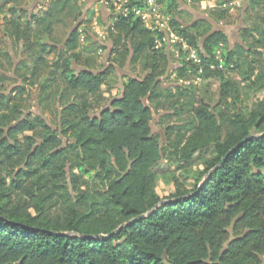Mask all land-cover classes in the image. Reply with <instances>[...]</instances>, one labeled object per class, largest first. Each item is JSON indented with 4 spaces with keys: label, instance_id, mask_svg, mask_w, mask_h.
<instances>
[{
    "label": "trees",
    "instance_id": "16d2710c",
    "mask_svg": "<svg viewBox=\"0 0 264 264\" xmlns=\"http://www.w3.org/2000/svg\"><path fill=\"white\" fill-rule=\"evenodd\" d=\"M16 1L0 0V12L13 3L2 17L5 36L26 56L13 67L15 78L0 73L16 82L8 93L0 87V172L10 175L9 183L0 178V264H264V94L252 109L228 115L213 109L195 83H180L198 76L219 100L236 105L240 87L231 72L247 61L246 86L264 91V73L253 75L255 56L264 51V0H246L243 20L251 9L260 14L248 17L233 46L222 31L200 46L213 23H230V7H222L228 0L210 9L211 21L189 24L179 19L181 6L207 0H157L171 30L196 49L200 66L186 60L181 43L155 48L164 34L138 18L111 16L105 24L111 65L103 71L83 57L93 52L79 43L84 10L78 0H47L39 16ZM67 18L78 25L61 45L41 39ZM173 55L175 83L164 87L160 79ZM137 63L143 75L127 76L119 94L105 98L112 66ZM32 86L38 114L23 111ZM48 108L55 128L46 122ZM159 109L160 123L191 113L164 127L166 145L151 127ZM158 176L173 178L166 196L153 188ZM81 179L91 182L82 189Z\"/></svg>",
    "mask_w": 264,
    "mask_h": 264
},
{
    "label": "rangeland",
    "instance_id": "374dc122",
    "mask_svg": "<svg viewBox=\"0 0 264 264\" xmlns=\"http://www.w3.org/2000/svg\"><path fill=\"white\" fill-rule=\"evenodd\" d=\"M79 4L82 7V11L85 9V3L81 0ZM234 1L236 6H232L229 9L230 14V23H215L220 24L223 26H230L227 30V34L229 37L230 46H233L235 43L240 42L239 40V29L249 24L248 17L255 19L259 17L260 9H251L249 11V14L247 15L246 21L243 20L241 16V12L243 10V1L242 0H230ZM35 3V4H34ZM16 5H23L25 6L28 13H33L37 16L41 15V13L46 9L47 7V0H17L15 2ZM102 5L101 3H99ZM238 4V5H237ZM34 5V6H33ZM13 6V3H10L8 5L9 8ZM215 6V2L213 0H207L202 1L200 4L192 6L190 4H183L181 6L183 13L179 15V19L184 24L191 23L195 18V14H202V15H208V12L210 9H213L212 7ZM8 7H4L2 9V12H0V73L5 74L7 76H10L11 78H15L13 73V67L16 66L19 62L25 59V52L23 51V47L20 43H14L9 38L5 36V31L3 29V19L2 17L5 15L4 12H6V9ZM8 14V13H7ZM6 14V15H7ZM101 14L99 13V6L94 5L93 7L87 9L83 19L81 22H83L80 26V46L86 47L92 49L93 53H83V57H89L94 58L96 60L95 63V70L103 71L105 69H108L110 67V61L109 58V51L112 48L111 42L106 36V26L101 21ZM65 24H57L53 27L52 33L48 36L45 34L41 36V39H46L48 42L55 44V45H61L63 43V40L65 39L69 29L71 26H73L75 23H77L78 19L73 18H67L65 19ZM111 20V14L108 16V22ZM84 30L88 32V35L95 38L97 42L100 44L93 45L89 41L88 38H86V35L84 33ZM55 52H51L48 55V59L51 61L54 57ZM132 55V52L130 53ZM130 58V57H129ZM178 57L176 55H173V57L170 60V63L168 65V76L161 77L162 85L164 87H168L171 84L175 83L174 77L175 72L173 71L176 67V64L178 62ZM248 62L243 63V67L240 69H236L231 72V77L234 79L236 85L240 87V93H239V101L236 105L232 104L231 98H229L226 102H222L218 98V94L216 90L211 89L209 87L204 86L201 83H195V88L199 90L200 94H202L206 101L210 104V106L215 110H221L224 113L231 115L237 110H241L245 112L246 110H250L255 106V103L257 101V98L262 97L264 94L263 90H257L253 88H249L246 86V81L244 80V77L242 73L247 71L249 69ZM254 70L253 75L257 74H263L264 73V51L260 50L259 54L255 56V63L253 64ZM142 76V68L140 63H137L135 65L131 64H124L122 66L119 65H113L112 69L110 71V75L108 77L107 83L102 86V95L105 98H111L112 96L119 94V89L121 86V82L126 79L127 76ZM181 84H187L186 81H180ZM190 83H193L190 81ZM16 82L14 80L10 79H0V87L2 88V91H6V93L10 92L13 87L15 86ZM62 86V85H61ZM28 96L24 100V108L23 111H30L31 113L38 114L41 112L40 107L37 105V89L36 86H32L29 88ZM144 102L148 104L147 98L144 99ZM102 104V103H101ZM51 107V106H50ZM164 112L163 109L159 110H153V119L151 122L152 131L156 134L160 135V142L163 145H166L167 143V135L164 130V127L167 125H171L174 123H182L184 120H186L191 113L184 112L180 115V117L171 115L169 117H166L163 119V122L160 123V116ZM56 114L49 108L47 111H45V117L46 122L51 125V127L55 128L57 126L56 123ZM67 141L66 137L62 138V144H65ZM198 164H194L193 168H198ZM0 178L5 179L8 183L10 182V175L7 170H2L0 172ZM83 181H91L89 179H81V183ZM81 188L84 189L86 187V184L82 183L80 184ZM192 186V180H187L185 183V187L190 188ZM154 190L161 196H166L174 189V181L172 176H158L155 178L153 183ZM51 214H57L59 212V208L55 207L50 210Z\"/></svg>",
    "mask_w": 264,
    "mask_h": 264
},
{
    "label": "built area",
    "instance_id": "2783aa9c",
    "mask_svg": "<svg viewBox=\"0 0 264 264\" xmlns=\"http://www.w3.org/2000/svg\"><path fill=\"white\" fill-rule=\"evenodd\" d=\"M99 3L104 6L111 16L120 15L122 17L133 16L138 18L145 28L163 33L164 36L161 39H156L154 42L155 48H160L163 43L167 48H170L171 44L181 43L182 48L187 52L186 60L192 61L194 64L200 66L201 59L197 54V51L193 47H189L177 34H175L170 26V16L166 14L157 0H98ZM215 2L219 0H213ZM236 6L234 1L228 0L227 3H223L222 7ZM238 5V4H237ZM216 59L221 62L220 49L216 51ZM201 69H199V73ZM199 83L200 78L196 76L187 83Z\"/></svg>",
    "mask_w": 264,
    "mask_h": 264
},
{
    "label": "water",
    "instance_id": "95a60500",
    "mask_svg": "<svg viewBox=\"0 0 264 264\" xmlns=\"http://www.w3.org/2000/svg\"><path fill=\"white\" fill-rule=\"evenodd\" d=\"M243 1V10H242V14H243V12H244V10L246 9V7H247V3H246V0H242ZM88 9V7H86L85 9H84V13H83V15H82V17L85 15V13H86V10ZM196 15V18L195 19H197V18H205V19H207V20H209V21H211L206 15H202V14H195ZM213 23V22H212ZM77 25H78V22L71 28V30L72 29H74L75 27H77ZM230 26H223V25H220V24H215V23H213V28L201 39V41H200V46H201V44L206 40V38H208L209 36H211L212 34H214V33H216V32H218V31H222V32H225V33H227V30H228V28H229ZM120 88H122V84H121V86H120ZM123 89V88H122ZM109 104L110 103H108V105L107 106H109ZM250 136H248L247 138H249ZM246 140V139H245ZM224 160V159H223ZM223 160L221 161V163L223 162ZM204 182H202L201 184H200V186H199V188L202 186V184H203ZM146 216V214H141V215H138V216H136V217H134V218H132V219H130L129 221H127L126 223H124V224H122L121 226H120V228L121 227H123V226H126V225H128V224H130V223H134V222H137V221H139V220H141V219H143L144 217ZM114 232H112V233H110V234H108L107 236H109V235H112ZM101 236H103V235H97V236H87V237H92V238H96V237H101Z\"/></svg>",
    "mask_w": 264,
    "mask_h": 264
},
{
    "label": "crops",
    "instance_id": "0c3cea01",
    "mask_svg": "<svg viewBox=\"0 0 264 264\" xmlns=\"http://www.w3.org/2000/svg\"><path fill=\"white\" fill-rule=\"evenodd\" d=\"M81 1L85 3V5H86L85 8L88 7V9L91 8V7H93L94 5H97L98 4V6H99V13L101 14L100 15L101 16V21H103V23L107 25V23H108V16H110V14H109V12L107 11V9L104 6H102V5L99 4V1L98 0H81Z\"/></svg>",
    "mask_w": 264,
    "mask_h": 264
}]
</instances>
